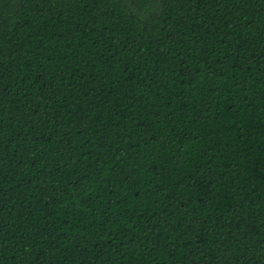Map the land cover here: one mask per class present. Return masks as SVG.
I'll return each mask as SVG.
<instances>
[{
	"label": "trees",
	"instance_id": "16d2710c",
	"mask_svg": "<svg viewBox=\"0 0 264 264\" xmlns=\"http://www.w3.org/2000/svg\"><path fill=\"white\" fill-rule=\"evenodd\" d=\"M0 264H264V0H0Z\"/></svg>",
	"mask_w": 264,
	"mask_h": 264
}]
</instances>
